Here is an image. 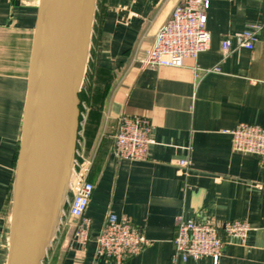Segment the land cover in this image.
I'll return each mask as SVG.
<instances>
[{"label": "crops", "instance_id": "crops-1", "mask_svg": "<svg viewBox=\"0 0 264 264\" xmlns=\"http://www.w3.org/2000/svg\"><path fill=\"white\" fill-rule=\"evenodd\" d=\"M39 1L0 0V236L5 238V264ZM183 1L101 0L96 8L89 69L93 85H108L109 92L102 106L91 104L79 133L81 148L93 161L89 178L95 190L87 211L93 238L115 214L148 240L124 264H172L180 215L218 227L241 220L252 228L243 243L227 238L219 259L186 264H264V158L236 152L230 134L242 123L264 127V0L212 1L207 11L211 42L198 59H186L179 68L145 67L156 34ZM252 24L263 27L254 50L236 48L233 42L226 53L223 43ZM106 73L109 79L102 82ZM124 115L151 122L155 144L148 160L115 156L114 136ZM180 159L192 163L183 175L176 166ZM71 221L55 234L48 264H116L97 254L94 239L78 241Z\"/></svg>", "mask_w": 264, "mask_h": 264}, {"label": "water", "instance_id": "water-1", "mask_svg": "<svg viewBox=\"0 0 264 264\" xmlns=\"http://www.w3.org/2000/svg\"><path fill=\"white\" fill-rule=\"evenodd\" d=\"M96 8L97 0L39 1L8 264H42L65 209Z\"/></svg>", "mask_w": 264, "mask_h": 264}, {"label": "built area", "instance_id": "built-area-1", "mask_svg": "<svg viewBox=\"0 0 264 264\" xmlns=\"http://www.w3.org/2000/svg\"><path fill=\"white\" fill-rule=\"evenodd\" d=\"M214 0H184L177 5L168 22L156 34L151 49L143 60L145 67H182L186 59L196 60L205 52L211 42L207 29V11ZM262 25L252 24L231 40L223 43L227 53L233 48L254 50ZM214 71L219 72V68ZM82 116V113H81ZM233 149L236 152L264 158V127L242 123L230 132ZM155 144L153 126L148 119L137 116H121L114 136V154L127 161H146ZM190 159L176 161L178 174H186L191 166ZM93 161L81 148L78 139L76 157L69 183V194L62 212L58 230L70 218L75 227V236L82 244L92 239L97 243V254L124 264L140 253L148 244L144 232L130 221L121 220L110 214L105 226L93 238L92 221L87 216L90 201L95 190L90 180ZM251 226L246 221L234 220L218 227L206 219H192L180 215L177 218V233L174 239L172 264H186L190 260L204 257L219 259L227 238L244 242Z\"/></svg>", "mask_w": 264, "mask_h": 264}, {"label": "rangeland", "instance_id": "rangeland-1", "mask_svg": "<svg viewBox=\"0 0 264 264\" xmlns=\"http://www.w3.org/2000/svg\"><path fill=\"white\" fill-rule=\"evenodd\" d=\"M100 5H101V0H97L98 8H99ZM90 62H91V51H90V54H89L88 65H87V69H86V75H85L84 82H83V85H82V88H81V92H80V95H81V99H80V102H81L80 106L81 107H80V109H81V113H82L81 118H83V115H86L87 112L90 110L91 104H92V107H93L95 88H99L97 90L98 91L97 95H98V97L101 96L102 84H101V86H98L96 83H95V86L93 85L92 77H91L92 76L91 75V70L89 69ZM103 78H105V77H103ZM100 83L101 82H99V84ZM68 220H71V219L70 218H65L64 222L68 223ZM8 223H9L8 226H9V228L11 230V218H10V221ZM63 227H65V225H63L60 228V231L63 230ZM58 232H59V230L57 229L56 233H58ZM3 236H2V238L0 236V264H5V250L6 249L4 248V246H5V242H4L5 238ZM50 258H51V256H50ZM50 258L46 256L45 264H48V261H49Z\"/></svg>", "mask_w": 264, "mask_h": 264}, {"label": "trees", "instance_id": "trees-1", "mask_svg": "<svg viewBox=\"0 0 264 264\" xmlns=\"http://www.w3.org/2000/svg\"><path fill=\"white\" fill-rule=\"evenodd\" d=\"M108 75H107V73L106 74H103V77H105V78H103L102 79V82L103 81H108V79H109V76L107 77ZM98 80V79H97ZM99 81V80H98ZM99 88H95V92H94V102H93V106H97V107H100V106H102L103 104H104V101H105V99H106V97H107V95H108V92H109V87H108V85H106L105 86V88H101V96L100 97H98V95H97V93H98V90ZM100 95V94H99ZM80 99H81V95H80ZM81 107V106H80ZM92 113V116H93V111L91 112ZM91 116V114H90V117H92ZM100 117V113H99V115L97 114V116L96 117ZM82 119V118H81Z\"/></svg>", "mask_w": 264, "mask_h": 264}, {"label": "bare ground", "instance_id": "bare-ground-1", "mask_svg": "<svg viewBox=\"0 0 264 264\" xmlns=\"http://www.w3.org/2000/svg\"><path fill=\"white\" fill-rule=\"evenodd\" d=\"M89 59V58H88Z\"/></svg>", "mask_w": 264, "mask_h": 264}]
</instances>
